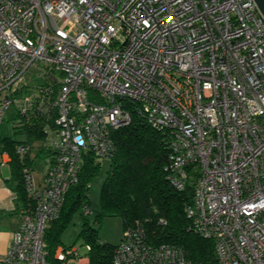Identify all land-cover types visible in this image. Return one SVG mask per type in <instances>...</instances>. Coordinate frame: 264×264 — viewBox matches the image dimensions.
Instances as JSON below:
<instances>
[{
  "label": "built area",
  "instance_id": "obj_1",
  "mask_svg": "<svg viewBox=\"0 0 264 264\" xmlns=\"http://www.w3.org/2000/svg\"><path fill=\"white\" fill-rule=\"evenodd\" d=\"M10 108L48 117L47 168L39 184L23 168L29 201L0 264H47L46 226L85 161L112 156V132L133 112L166 133L168 182L192 178L188 229L212 240L217 264H264V16L254 0H0V125ZM89 249L59 245L54 256L88 264ZM112 263L191 264L176 246L150 244L138 221Z\"/></svg>",
  "mask_w": 264,
  "mask_h": 264
},
{
  "label": "trees",
  "instance_id": "obj_2",
  "mask_svg": "<svg viewBox=\"0 0 264 264\" xmlns=\"http://www.w3.org/2000/svg\"><path fill=\"white\" fill-rule=\"evenodd\" d=\"M33 112L29 118L14 116L27 132V139L15 141L0 138L2 150L8 151L17 170V199L29 201L23 180V168L30 166L28 153L19 155L16 147L27 143L31 149L35 141L44 138L42 127L48 118L42 111ZM115 151L100 191L102 216H120L123 229L137 221L144 224L147 241L159 246L169 244L180 248L191 264H217L213 242L192 233L188 229L186 208L192 203V178L182 189H175L166 179L163 167L167 160L166 133L152 129L137 113H132L129 125L112 132ZM41 152V148L39 145ZM31 151V150H30ZM20 157H23L22 159ZM99 163L90 157L83 164L78 183L71 187L65 196L61 212L44 230V252L47 264H62L54 256L61 245V233L75 211L83 216V228L78 237L90 246L87 251L88 264H113V251L116 245L102 242L95 228L87 221L82 207L89 206V181L96 174ZM163 219L165 223H161Z\"/></svg>",
  "mask_w": 264,
  "mask_h": 264
},
{
  "label": "rangeland",
  "instance_id": "obj_3",
  "mask_svg": "<svg viewBox=\"0 0 264 264\" xmlns=\"http://www.w3.org/2000/svg\"><path fill=\"white\" fill-rule=\"evenodd\" d=\"M41 71L36 65L29 67L25 73V79L29 81L31 86L37 85L41 79ZM13 108L6 112V116L0 125V138H9L15 141H24L27 139V132L23 129L21 124H17V120H13ZM40 142V141H35ZM37 143V144H38ZM96 162L99 163L96 174L89 181L88 196L89 207L92 213L87 215L88 224L95 228L99 240L112 245H117L123 233V221L120 216L106 215L102 216L99 223L94 222L96 215L101 212L100 207V191L103 181L105 179L107 170L109 168V158H98ZM32 175L34 181L39 184L42 180V175L47 168L45 153H41L33 158ZM83 228V216L79 211H75L67 226L61 233V245L67 249L79 247L80 254L85 252V243L82 237H78L80 230ZM65 264H75L73 259H68Z\"/></svg>",
  "mask_w": 264,
  "mask_h": 264
},
{
  "label": "crops",
  "instance_id": "obj_4",
  "mask_svg": "<svg viewBox=\"0 0 264 264\" xmlns=\"http://www.w3.org/2000/svg\"><path fill=\"white\" fill-rule=\"evenodd\" d=\"M37 143L38 142H34L33 147L28 154L31 168L33 158L40 154V142ZM20 158L22 159L23 157ZM16 185L17 170L15 164L8 151L2 150V145H0V257L6 252L10 245L13 233L18 228V209L21 206L26 205L24 201H18Z\"/></svg>",
  "mask_w": 264,
  "mask_h": 264
},
{
  "label": "water",
  "instance_id": "obj_5",
  "mask_svg": "<svg viewBox=\"0 0 264 264\" xmlns=\"http://www.w3.org/2000/svg\"><path fill=\"white\" fill-rule=\"evenodd\" d=\"M259 12L264 16V0H254Z\"/></svg>",
  "mask_w": 264,
  "mask_h": 264
}]
</instances>
